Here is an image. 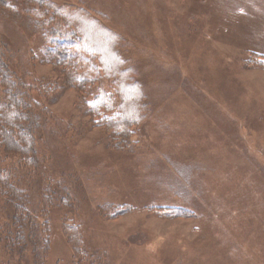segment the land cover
<instances>
[{
	"label": "rangeland",
	"instance_id": "374dc122",
	"mask_svg": "<svg viewBox=\"0 0 264 264\" xmlns=\"http://www.w3.org/2000/svg\"><path fill=\"white\" fill-rule=\"evenodd\" d=\"M54 1L109 18L120 39L112 65L135 68L139 85L115 100L84 55L78 76L142 118L123 142L109 140L88 116L91 98L43 56L40 33L21 11L9 15L0 48L22 78L36 156L31 167L10 152L1 135L14 126L0 120V177L25 191L29 222L50 239L43 261L39 240L20 251L15 206L0 190V264H264V64L250 62L264 56V0Z\"/></svg>",
	"mask_w": 264,
	"mask_h": 264
},
{
	"label": "trees",
	"instance_id": "16d2710c",
	"mask_svg": "<svg viewBox=\"0 0 264 264\" xmlns=\"http://www.w3.org/2000/svg\"><path fill=\"white\" fill-rule=\"evenodd\" d=\"M16 3L19 5L17 11L14 10L16 6L12 7V4L16 5ZM67 6L54 0H0V25L2 28L3 26L6 28L9 24L7 21L11 19L9 15L21 11L31 24L28 22L29 28L32 26L40 33L42 54L48 59V63H53V66L58 68V73L62 76L61 78L66 87L70 86L78 94L83 96L88 95L91 98L85 104V109L90 120L96 126L103 129L104 134H106V137H109V140L113 142L115 139L118 145L117 139L119 137H122L121 142H123L124 137L132 133L138 123V118H142L141 113H137L132 109L131 112L126 114L123 112L124 110L122 111L123 105H120L119 108L111 107L110 104L114 100L111 94L104 87L102 88V85L98 88L97 79L86 76L79 78L78 72L81 65L84 64L83 55L89 61L98 63L103 68L102 73L112 80L111 86L114 88L115 100L122 99L123 101L124 97H131L129 91L125 94L123 89L127 90L130 86L136 88L134 86L139 85L133 79L134 72H136L135 68H129L132 72H128L129 69L125 70L124 68H117L112 65L113 62H118V59L120 60L118 52L120 44L117 45L120 39L117 34L112 32L113 30L111 31L104 27L103 21L108 20L105 15H101V17L92 11L88 13L85 9L76 5H71L73 8L69 11L67 10L69 9ZM81 18H84V21H88L92 28L87 27ZM82 26H86V28H82ZM81 29L90 32V36L85 37ZM97 34L99 35V39L96 37ZM2 44L0 48V89L4 90L3 95H1L4 99H0V120H3L2 123L4 125L10 122L14 127L12 129L8 125L6 132L8 133L10 129H12V132L7 135L2 134L1 137L2 139L4 138L5 145L10 152L16 153L15 149H19L20 152L18 153L22 155L23 160L33 164L36 156V149L33 147V144L37 135L36 132V134H33L34 129H31L33 126V116L26 108L27 105L24 99L21 98L19 87H22V78L6 62L9 59L8 45L6 42ZM250 62L255 68L261 67L264 64V56L253 53L250 56ZM87 70H91L90 72L92 73L95 71V68L88 67ZM131 75L133 76L131 77ZM129 78L130 81L127 83ZM47 88L41 85L40 90L44 94H47L49 91ZM119 89L120 91L117 93ZM52 90L56 89L52 88ZM131 90L133 91V89ZM138 104L137 102L134 107L137 108ZM14 130L17 131L16 134L13 133ZM114 148L119 147L115 146ZM30 166L34 167V164ZM0 178L1 193L8 195L9 200L15 206L13 211L16 214L14 219L17 226L16 240L18 241V249L23 251L30 242L39 240L38 244L40 243V245L38 249L35 248L34 250L35 252H39L41 248L43 261L47 256V249L43 248V246H46L50 239L48 228L45 226L40 233H37L33 220L30 219L29 222L26 210L23 207L27 204L25 191L23 192L16 188L15 185L9 184L6 176H1ZM178 215H180V210ZM22 221L26 224L28 223L27 226L31 228L29 236L23 235ZM50 223L52 224V220ZM41 234H43L42 239ZM13 246L10 245V247ZM35 252L33 251L34 255H36Z\"/></svg>",
	"mask_w": 264,
	"mask_h": 264
},
{
	"label": "bare ground",
	"instance_id": "6f19581e",
	"mask_svg": "<svg viewBox=\"0 0 264 264\" xmlns=\"http://www.w3.org/2000/svg\"><path fill=\"white\" fill-rule=\"evenodd\" d=\"M107 17V16H106ZM108 18V17H107ZM109 19V18H108ZM184 181H187V180H184ZM186 183V185H187V187L189 186V183L188 182H185Z\"/></svg>",
	"mask_w": 264,
	"mask_h": 264
}]
</instances>
